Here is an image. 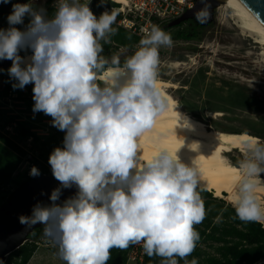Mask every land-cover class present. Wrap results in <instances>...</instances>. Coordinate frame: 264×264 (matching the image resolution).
Returning a JSON list of instances; mask_svg holds the SVG:
<instances>
[{"label":"clouds","instance_id":"obj_1","mask_svg":"<svg viewBox=\"0 0 264 264\" xmlns=\"http://www.w3.org/2000/svg\"><path fill=\"white\" fill-rule=\"evenodd\" d=\"M89 5L90 0H56L49 16L34 0L13 3L9 27L0 28V60L12 61L13 89L33 84V112L52 117V126L66 133L63 147L49 156L52 174L62 188L78 189L62 203L61 187L54 189L50 204L37 203L20 222L42 224L65 264H108L113 248L135 243L161 264H199L188 257L200 240L196 226L210 210L196 159L190 165L181 161L177 153L184 141L175 153L161 148L147 160L139 148L140 137L169 107L158 78L160 49L171 47L172 37L151 24L123 66L114 56L116 70L106 72L103 44L116 32L117 12L97 16ZM208 8L205 3L196 13L198 22L209 16ZM25 17L29 23L21 30L16 25ZM29 49L30 57L20 55ZM179 126L191 127L186 119ZM241 150L232 185L235 218L264 222V141L249 137ZM30 175L39 176V169L33 166ZM222 222L221 213L214 223Z\"/></svg>","mask_w":264,"mask_h":264},{"label":"rangeland","instance_id":"obj_2","mask_svg":"<svg viewBox=\"0 0 264 264\" xmlns=\"http://www.w3.org/2000/svg\"><path fill=\"white\" fill-rule=\"evenodd\" d=\"M27 2L11 0L8 4H1L3 9L12 10L13 3ZM34 7L40 8L38 0H34ZM43 8L48 12L47 1ZM91 10L99 16L95 8ZM53 13L54 10L48 15ZM7 17L8 14L0 18V28L9 27ZM232 23L225 10L214 8L209 16L202 17V22L193 18L168 27L166 32L171 35L173 44L160 49L159 78L174 85L175 88L168 89L171 98L207 127L217 131L247 132L264 141V62L258 55L259 48L250 39L241 36ZM16 27L24 29L22 25ZM180 32L192 36L191 39L177 40L176 35ZM138 45L132 46L126 55L134 54ZM122 51L119 48L116 53ZM2 79L3 73H0V91ZM21 95V89L17 88L12 89L7 100L0 97V132L16 140L15 134L11 135L5 130L6 125L12 123L16 130L25 128L30 132H38L50 154L56 147H63L66 133L52 126L51 118L27 110ZM27 98L33 99V91H28ZM243 157L236 150L226 155L233 165H238ZM21 179L22 176L15 173L12 185L18 184ZM210 197L215 198L212 193ZM203 198L206 199L205 196ZM219 200L233 207L224 199ZM41 246L43 251H39L40 255L33 260L34 264H65L49 250L52 243ZM215 248L209 241L202 244L200 260L204 262L208 255L215 254ZM258 264H264V261Z\"/></svg>","mask_w":264,"mask_h":264},{"label":"trees","instance_id":"obj_3","mask_svg":"<svg viewBox=\"0 0 264 264\" xmlns=\"http://www.w3.org/2000/svg\"><path fill=\"white\" fill-rule=\"evenodd\" d=\"M48 4L49 3H47V8L50 13L53 9L49 8ZM110 5H114V3L108 0H106V3L102 6L100 5V0H93L92 2V8L98 10L103 6ZM11 11L12 10L9 8L3 9V6L0 3V18L3 15H9ZM28 22L29 17H25L22 26L25 28ZM113 28L116 29L115 34L110 37L108 44H103L102 55L109 61V64L106 65V69L109 67L116 68V66L111 64L112 57L114 56L118 57L119 66L122 67L126 59L130 57L126 55L127 52L132 46L138 44L141 39L123 29L116 28L114 25ZM162 29L166 31L168 27ZM176 37L177 40L188 41L192 36L180 32L177 33ZM119 48L123 49V51L120 54H117L116 51ZM25 53H31V50L21 51L20 55L23 56ZM11 65L12 61L9 60V68ZM16 82L17 81L9 77L8 70L4 71L0 97H8L13 89L12 84ZM25 87L33 91L34 85L30 83ZM21 101L27 110L34 113L33 106L35 102L32 98L23 97L21 98ZM35 114L52 119V117L45 115L43 112H36ZM29 136L33 138V143L39 151L37 164L40 167L41 173L53 176L51 166L48 163L50 152H48L44 140L35 137L25 128H19L16 130V140H13L0 132V205L3 204L12 189L31 179H22L18 184L12 185V177L16 173L17 167L24 155V152L17 143H20ZM201 194L206 197V199H204L205 206L210 211L203 223L196 226L200 233V240L196 249L188 259L191 260L195 258L198 260L199 264H258L263 262L264 229L261 227L260 222H242L238 218H235L234 207L225 205L222 200L217 198H211L210 193L205 190H203ZM221 213L223 215V222L219 224L214 223L216 216ZM33 235L35 241L26 242L20 248L9 254L4 264H27L38 244L47 245L52 243L53 246H50L49 250L56 256L60 257L58 255V247L49 238L45 237L44 228L35 231ZM208 241L211 242L212 245H215L216 251L215 254L208 255L203 260L204 262H202L200 260L202 254L201 245ZM126 254L127 248L123 250L113 248L111 250V258L108 261V264H126ZM143 264H161V258L157 256L149 257L145 254ZM180 264H183V261H180Z\"/></svg>","mask_w":264,"mask_h":264},{"label":"bare ground","instance_id":"obj_4","mask_svg":"<svg viewBox=\"0 0 264 264\" xmlns=\"http://www.w3.org/2000/svg\"><path fill=\"white\" fill-rule=\"evenodd\" d=\"M216 1L222 3V0ZM226 2L228 6L222 3L217 8L225 10L240 35L250 39L259 48L258 55L263 63L264 25L240 0H226ZM31 55L32 52L25 53L22 57H30ZM113 70L116 68L109 67L106 72ZM103 75L102 73L101 79ZM158 86L168 97L169 107L166 112L157 117L154 129L145 132L140 137L141 159H150L161 148H166L170 153H175L184 141L177 155L182 162L189 165L196 159L195 162L201 173L200 187L212 193L213 197L224 199L233 206L232 185L237 176L238 165L231 164L226 155L235 150L244 155L241 150L242 142L255 136L247 132L217 131L207 127L203 122L189 115L171 98L168 89L175 88L172 83L158 78ZM185 119L191 127L179 126L183 124ZM190 146L196 149L193 150ZM261 196L264 197V190H262Z\"/></svg>","mask_w":264,"mask_h":264},{"label":"water","instance_id":"obj_5","mask_svg":"<svg viewBox=\"0 0 264 264\" xmlns=\"http://www.w3.org/2000/svg\"><path fill=\"white\" fill-rule=\"evenodd\" d=\"M47 0H38L40 7L45 6ZM264 25V0H240ZM209 5V13L220 4L227 5L226 0H195L192 9L186 11L180 18L174 20L167 27L196 18V13ZM207 17V16H206ZM9 60H0V69L8 70ZM0 72V73H3ZM61 187V195L57 203L76 195L78 189L75 185L71 188H62L60 182L53 176L40 174L18 185L9 192L6 200L0 205V264H4L9 254L20 248L23 244L35 241L34 232L44 228L42 224L31 227L20 222L21 216H30L37 203L50 204V196L54 189Z\"/></svg>","mask_w":264,"mask_h":264},{"label":"built area","instance_id":"obj_6","mask_svg":"<svg viewBox=\"0 0 264 264\" xmlns=\"http://www.w3.org/2000/svg\"><path fill=\"white\" fill-rule=\"evenodd\" d=\"M114 3V5L103 6L101 9H96L98 15L104 11L116 10V22L114 26L116 28L123 29L130 34L142 38L143 29L149 27L151 24H157L161 28L167 27L168 24L174 20L180 18L186 11L192 9L195 5V0H108ZM85 2V0H81ZM93 0H90V8H92ZM48 7L55 11L56 0H47ZM22 97H28L29 89L25 87L21 89ZM6 99V98H2ZM1 100V99H0ZM5 130L14 135L16 133V127L14 124H9L5 127ZM31 133L40 138V134L35 131ZM8 137V136H7ZM41 140V138H40ZM18 146L24 152L21 161L17 167L16 173L22 176V179L33 178L30 175L31 168L37 167L41 173L40 167L37 164L38 150L33 143L32 137H27ZM21 179V180H22ZM261 227L264 229V223L260 222ZM145 252L143 250L142 243L130 244L127 248L126 264L131 262L134 264H143L145 258Z\"/></svg>","mask_w":264,"mask_h":264},{"label":"crops","instance_id":"obj_7","mask_svg":"<svg viewBox=\"0 0 264 264\" xmlns=\"http://www.w3.org/2000/svg\"><path fill=\"white\" fill-rule=\"evenodd\" d=\"M42 246L41 245H39V246H37V248H36V250H35V252L32 254V256L30 257V259H29V261L27 262V264H29L30 262V264H34V262H33V260L35 259V258H37V256H39L40 254V252L39 251H41V253H42ZM41 249V250H40ZM56 259L58 260V258L56 257Z\"/></svg>","mask_w":264,"mask_h":264}]
</instances>
